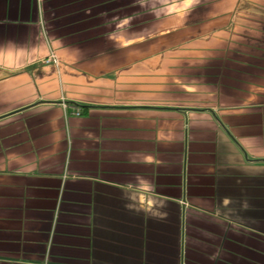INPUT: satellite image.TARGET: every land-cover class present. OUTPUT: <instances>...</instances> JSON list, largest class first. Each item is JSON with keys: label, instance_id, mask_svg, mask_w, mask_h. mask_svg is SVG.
Masks as SVG:
<instances>
[{"label": "crops", "instance_id": "crops-1", "mask_svg": "<svg viewBox=\"0 0 264 264\" xmlns=\"http://www.w3.org/2000/svg\"><path fill=\"white\" fill-rule=\"evenodd\" d=\"M0 264H264V0H0Z\"/></svg>", "mask_w": 264, "mask_h": 264}, {"label": "built area", "instance_id": "built-area-1", "mask_svg": "<svg viewBox=\"0 0 264 264\" xmlns=\"http://www.w3.org/2000/svg\"><path fill=\"white\" fill-rule=\"evenodd\" d=\"M46 61L47 62H54V63H56L57 62V56L52 52L49 55V57L46 59ZM74 111H75L76 114H81V108H79V107H76Z\"/></svg>", "mask_w": 264, "mask_h": 264}]
</instances>
